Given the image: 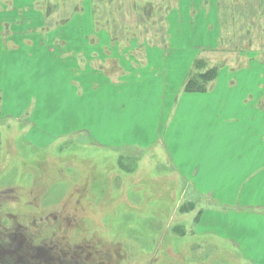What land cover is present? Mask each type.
I'll return each instance as SVG.
<instances>
[{
    "label": "rangeland",
    "instance_id": "rangeland-1",
    "mask_svg": "<svg viewBox=\"0 0 264 264\" xmlns=\"http://www.w3.org/2000/svg\"><path fill=\"white\" fill-rule=\"evenodd\" d=\"M209 22L218 48L200 47L189 60L194 45L211 44ZM2 30V40L14 35L21 47L17 91L29 108L0 123V255L19 247L33 253L37 246V255L48 256H0V264H252L239 249L209 246L198 234L208 200L178 178L168 151L157 146L165 136L157 125L159 106L149 103L146 116L128 119L132 124L118 131L108 124L106 100L96 102L104 117L96 128L92 100L76 96L93 94V88L105 99L118 93L107 78L126 75L130 62L140 60L139 50L170 45L182 47L170 61L189 67L185 80L202 59L204 68L218 67L219 78H231L229 87L239 71L237 92L263 89L264 0H0ZM61 44L103 50L94 64L101 70L95 87L92 65L74 70L71 61L62 62L59 48L50 49ZM140 86L145 92L151 84H132L127 92L137 94ZM184 92L183 82L179 96ZM133 104L123 113H132ZM137 134L152 147L106 145L113 138L134 144ZM181 158L187 157L176 160Z\"/></svg>",
    "mask_w": 264,
    "mask_h": 264
},
{
    "label": "crops",
    "instance_id": "crops-1",
    "mask_svg": "<svg viewBox=\"0 0 264 264\" xmlns=\"http://www.w3.org/2000/svg\"><path fill=\"white\" fill-rule=\"evenodd\" d=\"M208 11L216 17L215 8L211 6ZM200 12L207 11L205 9ZM209 18L207 15L203 20L208 21ZM195 19L190 16V24L196 28ZM205 29L209 31L208 38L213 37L211 44L194 45V53L189 60L195 58L200 47L218 48V43H215L218 38V34L214 32L215 23L213 25L209 22ZM0 34L3 36L4 31H0ZM10 42L13 47L9 45ZM18 44L14 35L11 37L8 34L5 40L0 37V123L5 119L20 117L28 107L21 102L20 92L17 91L21 82L19 61L21 47ZM57 48L60 49L62 62L71 61L74 70L81 69L82 64L92 65L94 69V64L98 62L103 51L99 45L91 48L88 44L74 46L61 44L59 47H50L52 50ZM178 49L182 50V47L176 48L171 45L145 47L144 50H139L142 54L140 60L133 63L131 61L133 55L130 57L131 70L127 68L126 75L121 76L118 81L116 78L114 81L107 78L110 85L116 84L114 86L118 93H110L105 99L98 93V88H93V94L82 93L76 96V100H92L96 128L104 121L100 108H95L96 102L106 100L108 124L118 131L123 126L132 124L128 119L137 117L135 118L137 121L143 115L146 116L149 103L154 102L155 108L159 106L157 125L162 137L164 134L165 136L164 142L160 141L161 138L156 141L157 146L161 144L166 155L168 151L178 178L186 179L190 188L208 200V204L200 210L201 215L196 225L198 234H203L209 246L226 244L243 252L252 264H264V88L259 87V90H256L258 93H255V89L254 92L250 89L247 93L237 92L241 77L240 72L236 71L234 73L238 74V77H234L231 87H229L231 78L227 80L228 78L217 77L214 90L211 88L207 92L185 91L179 96L189 67L184 65L181 70L182 62L175 68L178 60L176 63L170 61ZM137 63L139 67L135 66ZM98 70L101 71L94 69L95 73H92L94 87L98 83L95 77H100ZM158 80L163 81L160 92ZM138 83L151 86L146 87L145 92L141 86L139 87L141 92L137 94L127 92L132 84ZM147 89H150L148 93ZM234 89L236 91L234 93H221L223 90ZM147 94L156 95L151 97ZM144 97L146 103H142ZM131 100H134V111L131 110L130 114L123 113L124 110L126 112L130 110ZM82 105L85 106V103L82 102ZM35 108L38 109V106ZM83 117L82 114L78 116L74 126L81 122ZM118 117H121L120 120ZM32 119L35 124L32 125V130H36L37 114ZM146 123L148 122L144 121V124ZM44 125L45 123L41 127ZM135 138L138 142L134 144L127 139L115 142L113 138L106 145L113 148L130 145L140 149L152 147V144L145 145L147 141L143 136L137 134ZM101 141L104 140H99V145H102ZM181 155L187 158L177 161L176 158Z\"/></svg>",
    "mask_w": 264,
    "mask_h": 264
},
{
    "label": "trees",
    "instance_id": "trees-1",
    "mask_svg": "<svg viewBox=\"0 0 264 264\" xmlns=\"http://www.w3.org/2000/svg\"><path fill=\"white\" fill-rule=\"evenodd\" d=\"M193 66H194V69L191 70L190 74H188L187 79L184 82V91L186 92H207L209 91L211 89L210 87L212 86V84L218 77V73H219L218 67L212 66L210 68H204L205 63L202 59L195 60ZM22 249L23 248H20L19 250H15V251L12 250L11 252H8L7 250L6 253L7 252L9 254L15 253L17 256L23 257V259H21L20 257L21 261L24 260L26 256H33L31 254L32 252L28 253L29 251H27V249H25V251H23ZM37 249L38 247L36 246V250ZM3 257H6V256H3ZM36 258L39 259V257H36ZM26 261L27 260H25L22 264H26Z\"/></svg>",
    "mask_w": 264,
    "mask_h": 264
},
{
    "label": "flooded vegetation",
    "instance_id": "flooded-vegetation-1",
    "mask_svg": "<svg viewBox=\"0 0 264 264\" xmlns=\"http://www.w3.org/2000/svg\"><path fill=\"white\" fill-rule=\"evenodd\" d=\"M20 249V247L19 248H17V249H14V251L15 250H19ZM27 253V252H26ZM28 253H31V252H28ZM33 256H35L34 258H36V257H39V256H42V255H37L36 254V250H34V252L33 253H31ZM0 256H17L15 253H13V254H9V253H6V254H1ZM43 256H48V254H44ZM39 258H41V257H39ZM16 260H18V256H17V258H16Z\"/></svg>",
    "mask_w": 264,
    "mask_h": 264
}]
</instances>
